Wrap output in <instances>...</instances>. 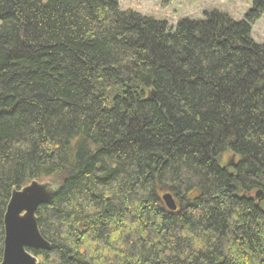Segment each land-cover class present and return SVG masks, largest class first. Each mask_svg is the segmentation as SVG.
Wrapping results in <instances>:
<instances>
[{
	"label": "trees",
	"instance_id": "trees-1",
	"mask_svg": "<svg viewBox=\"0 0 264 264\" xmlns=\"http://www.w3.org/2000/svg\"><path fill=\"white\" fill-rule=\"evenodd\" d=\"M263 15L0 0V260L13 190L52 179L38 264H264Z\"/></svg>",
	"mask_w": 264,
	"mask_h": 264
},
{
	"label": "water",
	"instance_id": "water-1",
	"mask_svg": "<svg viewBox=\"0 0 264 264\" xmlns=\"http://www.w3.org/2000/svg\"><path fill=\"white\" fill-rule=\"evenodd\" d=\"M151 93L149 98L153 97ZM59 186L55 180H32L20 189L13 190L4 216V248L0 264H38L30 249H50L38 226L37 210L56 195ZM263 195L259 190L256 196ZM163 199L172 210L177 203L170 192Z\"/></svg>",
	"mask_w": 264,
	"mask_h": 264
},
{
	"label": "rangeland",
	"instance_id": "rangeland-1",
	"mask_svg": "<svg viewBox=\"0 0 264 264\" xmlns=\"http://www.w3.org/2000/svg\"><path fill=\"white\" fill-rule=\"evenodd\" d=\"M119 3L125 10L166 20L174 27L183 18L201 19L204 12L211 10L224 12L236 20L242 19L253 0H119ZM252 37L256 42L264 43V15L252 25ZM231 159L230 153L223 156L225 163Z\"/></svg>",
	"mask_w": 264,
	"mask_h": 264
}]
</instances>
